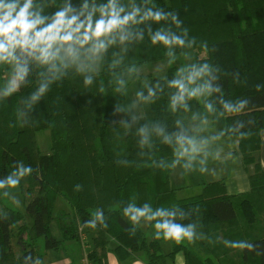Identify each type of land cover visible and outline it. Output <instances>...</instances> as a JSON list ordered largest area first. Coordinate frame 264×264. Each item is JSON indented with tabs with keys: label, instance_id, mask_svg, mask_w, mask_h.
Returning <instances> with one entry per match:
<instances>
[{
	"label": "clouds",
	"instance_id": "obj_1",
	"mask_svg": "<svg viewBox=\"0 0 264 264\" xmlns=\"http://www.w3.org/2000/svg\"><path fill=\"white\" fill-rule=\"evenodd\" d=\"M183 25L177 11L156 0H0V104L28 89L20 95L7 127L29 126L36 120L30 113L54 85L78 80L85 92L95 89L116 98L112 114L121 118L109 126L112 138L118 144L131 136L137 149L135 159L118 154V166L169 174L179 170L187 176L210 175L218 163L236 164L240 142L264 136V128L257 133L256 120L242 118L251 112L252 100L226 94L222 77L230 75L234 85L246 86L247 80L239 71L229 74L210 58L195 56L197 48L205 54L217 49L206 40L198 41ZM138 47L161 49V63L170 74L158 67L154 78L145 76L148 61L142 64L134 56ZM262 88L264 84L255 85L257 92ZM161 101L160 113L149 116ZM229 119L231 123H226ZM35 171L16 161L0 177V197L21 208L20 186ZM73 190L81 192L83 185L77 183ZM113 207L128 224L130 238L147 226L152 240L169 245L222 242L225 249L264 255L247 239H213L203 231L199 205L153 206L147 201L138 204L133 197ZM109 216L96 207L80 227L108 229ZM8 219L9 212L0 209V221ZM108 255L115 257L114 252ZM22 264L44 261L29 253ZM128 264L144 261L134 257Z\"/></svg>",
	"mask_w": 264,
	"mask_h": 264
},
{
	"label": "trees",
	"instance_id": "obj_2",
	"mask_svg": "<svg viewBox=\"0 0 264 264\" xmlns=\"http://www.w3.org/2000/svg\"><path fill=\"white\" fill-rule=\"evenodd\" d=\"M156 2L177 11L190 35L198 41L206 40L210 48L216 47L217 51L207 58L229 74L239 71L241 78L247 80L246 86L234 85L230 75L222 77L226 94L252 100L251 112L242 118H254L257 122L254 131L258 133L264 128V88L259 92L255 89L257 83L264 84V0ZM145 53L148 62L162 61L159 48L146 49ZM27 91L24 89L0 104V177L7 175L16 161L36 169L21 184L33 225L22 224L21 213L5 209L9 219L0 221V264H22L29 253L44 261L47 252L61 250L65 242H84L85 234L91 237L92 249L86 252L90 264H108L109 252H114L122 263L136 253L145 252L146 264H167L169 259L174 262L179 253L184 254L186 264H264V255L225 249L222 242L214 246L199 241L195 245L172 243V251L163 254V242L150 239L148 231L142 228L135 238H130L125 231L128 224L121 219L119 209L113 207L118 201L133 197L138 204L147 201L153 206L176 203L189 209L199 205L203 231L213 239H247L264 251V169L257 157L261 135H253L239 144L244 168L249 173V192L231 196L226 183L218 181L205 184L198 197L180 200L171 185L172 174L124 168L115 163L118 154L135 159L137 149L131 136L118 144L112 138L109 126L116 98L110 92L103 96L95 89L85 92L78 80H66L62 85H54L30 113L35 121L26 127L17 124L9 129L7 124L14 119L19 97ZM162 103L153 106L149 116L158 115ZM226 123H231V119ZM42 130L52 133L53 148L48 155L37 145L36 134ZM161 154L166 155L167 150L162 149ZM77 183L83 185L81 192L73 190ZM58 197L71 205L72 217L67 213L54 215ZM96 207L110 214L109 228L96 231L81 228ZM54 220L59 221L62 239L51 232ZM113 236L115 241L111 239ZM40 239H44L43 249L38 244Z\"/></svg>",
	"mask_w": 264,
	"mask_h": 264
},
{
	"label": "crops",
	"instance_id": "obj_3",
	"mask_svg": "<svg viewBox=\"0 0 264 264\" xmlns=\"http://www.w3.org/2000/svg\"><path fill=\"white\" fill-rule=\"evenodd\" d=\"M236 153L238 156V162L236 164H233L230 161L224 163H218L215 165V171L210 175L192 174L190 175L191 178H188L189 175L187 176L180 175L179 170L175 174H172L171 185L174 189L177 190L176 194L178 199L187 200L190 198L198 197L199 195L202 194L203 187L205 184L214 183L218 181H224L226 183L227 192L231 196L241 195L249 192L251 188L249 173L244 168L240 146H238V148L236 149ZM257 157L264 169V136H261V150L257 155ZM188 181L189 182L191 181L190 184L187 183ZM193 185L198 188L195 190V192L189 190L192 188ZM186 191H190L194 193V195L192 197L187 196ZM84 236H85V241H84L85 244L86 245L90 244V247H87V250H91L92 249L91 237L90 235H86V234ZM74 242L75 241H68V243L67 242L64 243V247L61 250L64 249L65 256L63 260L59 261V263L77 264L76 243L78 241L76 243ZM49 254L50 251L47 252L46 255L44 256V264H55V263H48ZM86 255L87 253H85V256ZM134 257H140L144 261V264H146L147 257L145 258L139 253H136L133 256V258ZM129 261L122 263L119 261L116 255L115 257H110L109 255H107L108 264H128ZM174 264H186L185 256L183 253H179L176 255L174 259Z\"/></svg>",
	"mask_w": 264,
	"mask_h": 264
},
{
	"label": "rangeland",
	"instance_id": "obj_4",
	"mask_svg": "<svg viewBox=\"0 0 264 264\" xmlns=\"http://www.w3.org/2000/svg\"><path fill=\"white\" fill-rule=\"evenodd\" d=\"M194 55L197 56L198 58H200L201 60L208 57V54H205L203 52V50H196ZM134 56L142 64L146 60V53H145V50L142 49V47H138L136 49ZM158 67L160 68L161 71H168V69H166L162 65L161 61H159V62L158 61L157 62H148L146 67H145L144 75L149 77V78H154L157 75V68ZM131 88H132V86L130 85V91H131ZM120 118H121L120 116H113V121L114 120L118 121ZM36 140H37V145L39 146V148L43 154L48 155L52 152L53 138H52V133L50 130L39 131L36 134ZM188 178H191L190 175ZM190 182L188 181L187 183L190 184ZM196 189H198V188L193 185L192 188L189 190L192 192H195ZM190 191H186V194H187V196L192 197L194 195V193H192ZM19 193H20V199H21L22 205H23L21 208H16L15 206H13L10 203V201L7 200V198H3V197H0V208L1 209H12V210H15V211L21 213L24 217L22 224H24L28 227H31L33 225V219L30 217V215L27 211L25 195L22 191L21 186L19 189ZM60 213H63V214L67 213L68 216H71V217L74 215V212H73L71 205L68 204L63 197H58V199L56 201V205H55L54 215L58 216ZM50 228H51L52 234L56 238H58V239L63 238L61 230H60V224H59L58 220H54L51 223ZM142 229H144L145 231H148L149 238H150L151 229H149V227H147V226L142 227ZM15 233L18 234V229L15 230ZM24 236H25V234L22 235V237H24ZM76 242L77 241H75L74 243H76ZM16 244H17V239H15V241H14V245H16ZM38 244L41 247V249H43L44 248V239H40ZM76 244H75L76 245V254H77L76 255V261H77V264H82V260L85 256L87 247H90V244L86 245L85 242H79V241ZM172 249H173V244L169 245V244H165L163 242V244H162V253L163 254H169L172 251ZM16 251L19 252V249L17 246H16ZM139 254H141L145 258L147 257V254L145 252H140ZM64 256H65L64 249L59 250V251H50V254L48 256V263L61 264V263H59V261L63 260ZM167 264H174V262H173V260L169 259Z\"/></svg>",
	"mask_w": 264,
	"mask_h": 264
},
{
	"label": "built area",
	"instance_id": "obj_5",
	"mask_svg": "<svg viewBox=\"0 0 264 264\" xmlns=\"http://www.w3.org/2000/svg\"><path fill=\"white\" fill-rule=\"evenodd\" d=\"M83 241H85V236H83ZM82 264H90V262L88 261L87 257L85 256V258L82 260Z\"/></svg>",
	"mask_w": 264,
	"mask_h": 264
}]
</instances>
